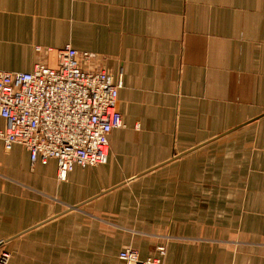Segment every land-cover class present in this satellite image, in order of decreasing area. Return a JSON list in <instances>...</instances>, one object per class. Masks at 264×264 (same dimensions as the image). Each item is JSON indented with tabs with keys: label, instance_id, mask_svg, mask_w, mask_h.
<instances>
[{
	"label": "crops",
	"instance_id": "crops-1",
	"mask_svg": "<svg viewBox=\"0 0 264 264\" xmlns=\"http://www.w3.org/2000/svg\"><path fill=\"white\" fill-rule=\"evenodd\" d=\"M67 44L122 80L124 126L105 164L64 181L0 139L11 263L165 245L170 264H264V0H0L1 69L56 66Z\"/></svg>",
	"mask_w": 264,
	"mask_h": 264
},
{
	"label": "built area",
	"instance_id": "built-area-1",
	"mask_svg": "<svg viewBox=\"0 0 264 264\" xmlns=\"http://www.w3.org/2000/svg\"><path fill=\"white\" fill-rule=\"evenodd\" d=\"M56 53V66L40 62L27 72L0 68V117L5 120L0 139L7 152L21 145L32 164L55 160L58 180L64 181L77 166L107 162L109 136L124 126L118 105L122 80L115 82L108 70L92 67L94 53L70 44ZM166 255L165 245L148 257L129 245L118 257L124 264H170ZM0 264H12L2 245Z\"/></svg>",
	"mask_w": 264,
	"mask_h": 264
},
{
	"label": "rangeland",
	"instance_id": "rangeland-1",
	"mask_svg": "<svg viewBox=\"0 0 264 264\" xmlns=\"http://www.w3.org/2000/svg\"><path fill=\"white\" fill-rule=\"evenodd\" d=\"M126 247V246H125ZM156 249V248H155ZM167 249V248H166ZM10 252V251H9ZM11 253V252H10ZM153 254H155V250H154V252H153ZM153 254H151V255H149V256H152ZM11 256H12V254H11ZM166 260H167V255H166Z\"/></svg>",
	"mask_w": 264,
	"mask_h": 264
}]
</instances>
